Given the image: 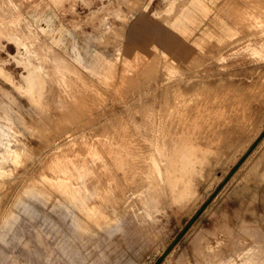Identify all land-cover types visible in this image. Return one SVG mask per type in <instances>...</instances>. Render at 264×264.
<instances>
[{
  "label": "rangeland",
  "instance_id": "1",
  "mask_svg": "<svg viewBox=\"0 0 264 264\" xmlns=\"http://www.w3.org/2000/svg\"><path fill=\"white\" fill-rule=\"evenodd\" d=\"M78 1L0 0V264H264V0Z\"/></svg>",
  "mask_w": 264,
  "mask_h": 264
},
{
  "label": "crops",
  "instance_id": "2",
  "mask_svg": "<svg viewBox=\"0 0 264 264\" xmlns=\"http://www.w3.org/2000/svg\"><path fill=\"white\" fill-rule=\"evenodd\" d=\"M106 0H80L78 1V3L74 4V8L78 11V10H86V9H93L95 7H98L97 4L98 3H102ZM86 3L88 5H86ZM83 8V9H82Z\"/></svg>",
  "mask_w": 264,
  "mask_h": 264
},
{
  "label": "bare ground",
  "instance_id": "3",
  "mask_svg": "<svg viewBox=\"0 0 264 264\" xmlns=\"http://www.w3.org/2000/svg\"><path fill=\"white\" fill-rule=\"evenodd\" d=\"M190 116H191V115H190ZM164 123H165V122H164ZM197 124H198V123H197ZM183 126H184V125H183ZM189 126H190V125H189ZM189 128H190V127H189ZM189 128H188V129H189ZM183 129H184V128H183ZM184 131H185V130H184ZM183 136H184V135H183ZM185 136H186V135H185ZM180 142H181V141H180ZM168 154H169V153H168Z\"/></svg>",
  "mask_w": 264,
  "mask_h": 264
}]
</instances>
